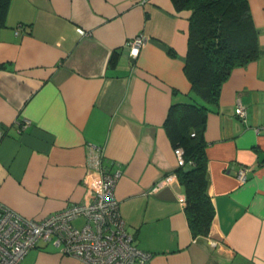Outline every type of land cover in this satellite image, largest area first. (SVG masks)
Instances as JSON below:
<instances>
[{"label":"crops","instance_id":"1","mask_svg":"<svg viewBox=\"0 0 264 264\" xmlns=\"http://www.w3.org/2000/svg\"><path fill=\"white\" fill-rule=\"evenodd\" d=\"M248 4L260 55L231 71L203 133L215 209L207 235L189 229L163 127L169 105L191 95L183 71L190 11L171 0L7 1L0 203L42 218L81 201L93 177L87 151L96 145L102 165L120 170L115 196L134 244L151 253L143 264H264V0ZM135 37L142 45L133 57L127 42ZM19 264L85 263L40 241Z\"/></svg>","mask_w":264,"mask_h":264},{"label":"trees","instance_id":"2","mask_svg":"<svg viewBox=\"0 0 264 264\" xmlns=\"http://www.w3.org/2000/svg\"><path fill=\"white\" fill-rule=\"evenodd\" d=\"M8 0H0V11ZM176 11L189 10L187 51L183 71L190 82L189 101L169 105L163 127L173 148L185 160L176 169L184 188L189 229L207 235L215 214L208 192L204 139L206 117L218 105L223 83L235 67L259 57L257 29L248 0H171ZM173 52L172 49H169ZM118 55L112 51L108 65Z\"/></svg>","mask_w":264,"mask_h":264},{"label":"built area","instance_id":"3","mask_svg":"<svg viewBox=\"0 0 264 264\" xmlns=\"http://www.w3.org/2000/svg\"><path fill=\"white\" fill-rule=\"evenodd\" d=\"M127 44L130 56L135 57L142 39L135 37ZM235 112L241 117L245 113L240 105ZM173 152L177 165H184L182 149L176 147ZM101 158L102 148L90 145L87 166L93 177L86 183L81 201L69 203L42 218L22 216L0 203V264H19L40 241L57 246L60 253L85 264H143L149 260L151 253L134 244V236L120 212L115 196L120 170L102 165ZM248 170L241 167L237 178L244 181ZM79 217L85 221L76 227L73 220Z\"/></svg>","mask_w":264,"mask_h":264}]
</instances>
